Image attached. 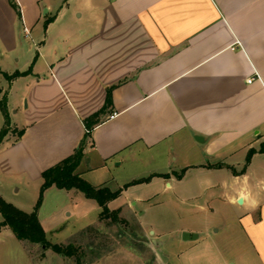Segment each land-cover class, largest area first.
<instances>
[{
	"label": "crops",
	"instance_id": "crops-1",
	"mask_svg": "<svg viewBox=\"0 0 264 264\" xmlns=\"http://www.w3.org/2000/svg\"><path fill=\"white\" fill-rule=\"evenodd\" d=\"M58 1L0 0L1 55L32 67L11 80L29 68L0 67V99L15 109L0 193L24 210L9 190L41 188L43 172L79 149L77 172L96 186L115 162L159 178L177 174L173 162L228 170L244 179L242 225L264 264V0H62L51 14Z\"/></svg>",
	"mask_w": 264,
	"mask_h": 264
},
{
	"label": "rangeland",
	"instance_id": "rangeland-1",
	"mask_svg": "<svg viewBox=\"0 0 264 264\" xmlns=\"http://www.w3.org/2000/svg\"><path fill=\"white\" fill-rule=\"evenodd\" d=\"M58 3L51 14L63 4L62 0ZM40 25L38 32L43 28ZM32 37L24 39V45L36 55ZM2 52L0 48V67L9 66V70H14L31 66L24 67V56L16 63L14 57L2 56ZM0 87H9V81L2 74ZM14 111L8 109L11 115ZM1 121L4 125L3 118ZM5 126L9 132L13 128L11 123ZM116 163L112 164L113 176L104 179V186L113 191L123 189L121 196L109 203L111 209H121L123 221L101 219V207L96 200L87 198L79 190L54 186L46 190L39 210L51 243L77 245L81 264H258L242 225L248 201L245 204L237 201L239 181L243 178L236 179L232 172L217 168L206 171L192 167L183 171L180 162H173L181 178L177 174L170 178L151 176L150 181L125 189V183L147 177L150 171L140 172V166L128 169L127 164L117 167ZM258 178L264 181V173ZM20 186L19 192L10 189L9 194L24 202V211L32 212L40 188L33 184ZM0 196L6 199L1 193ZM184 232L199 237L186 240ZM30 253L33 261L29 260ZM41 262L78 264L76 257H66L40 244L19 240L10 228L0 231V264Z\"/></svg>",
	"mask_w": 264,
	"mask_h": 264
},
{
	"label": "trees",
	"instance_id": "trees-1",
	"mask_svg": "<svg viewBox=\"0 0 264 264\" xmlns=\"http://www.w3.org/2000/svg\"><path fill=\"white\" fill-rule=\"evenodd\" d=\"M32 71V67L25 72H15L12 75L6 74V77L11 80L20 75L28 74ZM111 95L109 94L107 103H110ZM0 110L3 111L6 124H10L8 109L5 99H0ZM97 115H94L87 119L86 127L88 133L91 132L93 126L95 125ZM9 132V128L4 126L0 130V144L3 142L4 138ZM22 131H20L21 135ZM252 152L248 155V164L250 162ZM83 158L82 149L77 150L73 155L65 158L61 162L55 164L54 166L46 169L43 172V184L40 188V194L36 202L35 208L32 212H26L19 206L6 200L4 197L0 196V213L3 215V220L0 222V229L3 227L10 228L15 236L19 240L29 241L31 243L40 244L46 248H51L58 254L64 255L66 257H76L78 264H81L82 256L79 253V247L74 243L69 244H59L51 243L47 238V233L39 217V210L44 201V195L48 188L56 186L60 189L72 190L76 189L84 193V195L89 199H94L97 201L98 205L101 207L100 217L101 219H111L114 223H120L123 219L120 216L121 209H111L109 203L122 194L123 189L113 191L108 186H96L84 178L80 173L77 172V168ZM246 165L243 169L245 171ZM152 177L142 178L133 180L124 185V188H128L131 185L143 183L150 181ZM181 178V175H180Z\"/></svg>",
	"mask_w": 264,
	"mask_h": 264
},
{
	"label": "water",
	"instance_id": "water-1",
	"mask_svg": "<svg viewBox=\"0 0 264 264\" xmlns=\"http://www.w3.org/2000/svg\"><path fill=\"white\" fill-rule=\"evenodd\" d=\"M45 12H47V9H45ZM196 139H197V140H203V138L200 137V136H197ZM238 203H239V204H243V203H244V198H243V197H240V198L238 199ZM198 237H199L198 234H192V233H189V232H184V234H183V238L186 239V240L196 239V238H198ZM155 242H156V241H154V243H155Z\"/></svg>",
	"mask_w": 264,
	"mask_h": 264
},
{
	"label": "built area",
	"instance_id": "built-area-1",
	"mask_svg": "<svg viewBox=\"0 0 264 264\" xmlns=\"http://www.w3.org/2000/svg\"><path fill=\"white\" fill-rule=\"evenodd\" d=\"M24 32L29 35L30 31L27 27H24ZM258 75L256 76H252L248 79V82L251 83L252 81H254L257 78ZM115 115H112V117H114ZM88 131V130H87Z\"/></svg>",
	"mask_w": 264,
	"mask_h": 264
}]
</instances>
